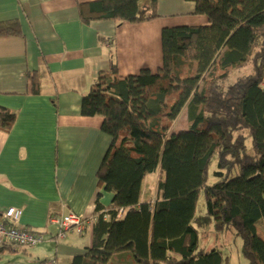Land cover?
I'll use <instances>...</instances> for the list:
<instances>
[{
  "label": "trees",
  "instance_id": "16d2710c",
  "mask_svg": "<svg viewBox=\"0 0 264 264\" xmlns=\"http://www.w3.org/2000/svg\"><path fill=\"white\" fill-rule=\"evenodd\" d=\"M189 1L208 21L164 26L157 70L123 75L112 57L81 96V114L101 116L110 136L96 177L112 199L103 204L98 191L91 244L69 264H227L220 248H199L193 217L201 192L214 228L241 238L246 264H264L257 228L259 222L264 231V0ZM156 6L90 0L78 13L84 23H139L156 18ZM21 33L17 19L0 21V36ZM245 66L250 71L227 81ZM184 109L186 127L170 131ZM15 118L0 105L3 130ZM152 173L155 198L141 200Z\"/></svg>",
  "mask_w": 264,
  "mask_h": 264
},
{
  "label": "crops",
  "instance_id": "0c3cea01",
  "mask_svg": "<svg viewBox=\"0 0 264 264\" xmlns=\"http://www.w3.org/2000/svg\"><path fill=\"white\" fill-rule=\"evenodd\" d=\"M87 1L0 0V21L17 19L22 31L0 36V105L16 112L11 130L0 127V213L20 207L19 225L47 239L2 247L0 264H69L90 246L96 195L105 205L112 199L96 177L110 136L101 116L81 114V96L112 57L123 75L157 70L164 26L208 21L189 0H157L158 16L147 21L84 23L78 4ZM155 181L145 177L141 200H154ZM69 211L86 225L57 236L47 220Z\"/></svg>",
  "mask_w": 264,
  "mask_h": 264
},
{
  "label": "rangeland",
  "instance_id": "374dc122",
  "mask_svg": "<svg viewBox=\"0 0 264 264\" xmlns=\"http://www.w3.org/2000/svg\"><path fill=\"white\" fill-rule=\"evenodd\" d=\"M192 2V1H191ZM250 67L245 66L238 69L236 72L232 71L228 78V82L235 80L237 76L245 74L250 71ZM187 125L185 109L174 120L170 126V131L184 128ZM217 156L214 154L209 161L207 168V182L214 180L213 170L216 169ZM193 224L198 230L199 235V248L210 250L213 247L220 248L225 255H228L227 264H244L246 259L242 253V240L239 236L234 235L231 231H218L214 228V221L212 217L206 212L205 200L201 192L196 204L195 215L193 217ZM260 235L264 236V231L261 228V223L257 224ZM264 238V237H263Z\"/></svg>",
  "mask_w": 264,
  "mask_h": 264
},
{
  "label": "built area",
  "instance_id": "2783aa9c",
  "mask_svg": "<svg viewBox=\"0 0 264 264\" xmlns=\"http://www.w3.org/2000/svg\"><path fill=\"white\" fill-rule=\"evenodd\" d=\"M21 214L22 209L16 206H9L0 213V249L11 245L28 247L47 240L41 233L20 226ZM92 221L93 218L91 223ZM47 224L54 229L57 236H63L64 232L71 228L82 230L86 219L81 214L69 211L61 215H51Z\"/></svg>",
  "mask_w": 264,
  "mask_h": 264
}]
</instances>
